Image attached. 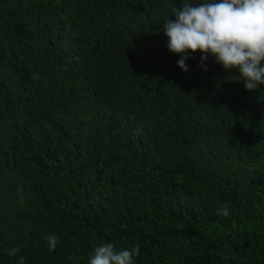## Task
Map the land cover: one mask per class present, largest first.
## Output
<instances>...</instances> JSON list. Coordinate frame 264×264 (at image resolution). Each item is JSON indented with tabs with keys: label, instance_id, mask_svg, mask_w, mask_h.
<instances>
[{
	"label": "trees",
	"instance_id": "obj_1",
	"mask_svg": "<svg viewBox=\"0 0 264 264\" xmlns=\"http://www.w3.org/2000/svg\"><path fill=\"white\" fill-rule=\"evenodd\" d=\"M182 6L0 0V264H264V91L178 66Z\"/></svg>",
	"mask_w": 264,
	"mask_h": 264
},
{
	"label": "clouds",
	"instance_id": "obj_2",
	"mask_svg": "<svg viewBox=\"0 0 264 264\" xmlns=\"http://www.w3.org/2000/svg\"><path fill=\"white\" fill-rule=\"evenodd\" d=\"M166 17L163 33L168 37V50L181 58L178 66L187 72L189 53L200 52V66L207 71L206 61L211 55L229 74L238 72L239 79L250 92H261L264 85V0H181ZM171 17H175L172 19ZM217 214L228 217L227 205ZM49 252L56 249L59 237H45ZM18 246L5 249L10 257H18L17 264H25ZM140 246L114 250L111 243L95 247L88 264H134Z\"/></svg>",
	"mask_w": 264,
	"mask_h": 264
}]
</instances>
